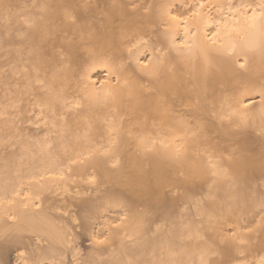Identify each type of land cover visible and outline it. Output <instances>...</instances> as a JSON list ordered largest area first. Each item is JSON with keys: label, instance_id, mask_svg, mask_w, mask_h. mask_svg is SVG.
I'll list each match as a JSON object with an SVG mask.
<instances>
[{"label": "bare ground", "instance_id": "obj_1", "mask_svg": "<svg viewBox=\"0 0 264 264\" xmlns=\"http://www.w3.org/2000/svg\"><path fill=\"white\" fill-rule=\"evenodd\" d=\"M0 264H264V0H0Z\"/></svg>", "mask_w": 264, "mask_h": 264}, {"label": "snow or ice", "instance_id": "obj_2", "mask_svg": "<svg viewBox=\"0 0 264 264\" xmlns=\"http://www.w3.org/2000/svg\"><path fill=\"white\" fill-rule=\"evenodd\" d=\"M172 19L173 20H176V19H178L177 17H172ZM232 240H234V242L235 243H237V244H243V243H245V240H244V238L242 237V236H238V234H236V233H232Z\"/></svg>", "mask_w": 264, "mask_h": 264}, {"label": "rangeland", "instance_id": "obj_3", "mask_svg": "<svg viewBox=\"0 0 264 264\" xmlns=\"http://www.w3.org/2000/svg\"><path fill=\"white\" fill-rule=\"evenodd\" d=\"M203 226H204V225H203ZM203 226H200V227H203ZM247 231H248V232L252 231V228H251V229H248Z\"/></svg>", "mask_w": 264, "mask_h": 264}]
</instances>
